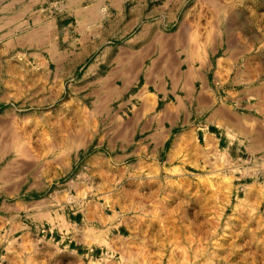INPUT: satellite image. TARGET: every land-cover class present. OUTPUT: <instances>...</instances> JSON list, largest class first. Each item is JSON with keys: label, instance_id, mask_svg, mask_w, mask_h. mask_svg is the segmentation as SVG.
Returning <instances> with one entry per match:
<instances>
[{"label": "rangeland", "instance_id": "obj_1", "mask_svg": "<svg viewBox=\"0 0 264 264\" xmlns=\"http://www.w3.org/2000/svg\"><path fill=\"white\" fill-rule=\"evenodd\" d=\"M36 8L0 34V264H264V0Z\"/></svg>", "mask_w": 264, "mask_h": 264}, {"label": "crops", "instance_id": "obj_2", "mask_svg": "<svg viewBox=\"0 0 264 264\" xmlns=\"http://www.w3.org/2000/svg\"><path fill=\"white\" fill-rule=\"evenodd\" d=\"M41 3H42V0H0V34H1V37L6 35L7 38H5V39H6V41H9L8 34L12 30V28L14 31H16L14 33H17L19 24H21V22L23 20L25 21V15H26L25 12L30 11V15H31L32 14L31 11L35 10L36 4H37V8H36V12H33L34 13L33 20L34 21L37 20V10L40 9ZM12 16L14 19L12 18ZM1 37H0V40H2V44H4L6 41H4V39ZM192 58L193 57H190V59L193 63V61L196 59L195 58L192 59ZM242 64L245 65V67L247 66V68H252L253 72H258V71H260V69L263 66V58L260 55H255L252 57H248L246 61L242 62ZM195 74H198V73H195ZM198 75L201 76L200 73ZM147 104L148 103H146V106H145L146 109H144L145 101H143L142 110H141L140 114H146L147 111H151L154 109L152 107V105L150 106L152 109L149 108L150 104H148V107H147ZM157 104H158V102H157ZM215 110H216L215 116H222L223 117V115H222V113H223L222 111L224 110L223 108L219 107V108H216ZM157 115H159V114H157ZM162 120H163L162 117L158 116L157 122L159 123L158 124L159 128L161 127ZM161 134H162V131H157L156 134L153 133V135H155L156 137H160ZM90 230L91 231L89 233V241H92V240L95 241L96 237H98V236L93 231L94 229H90ZM93 234H95V236ZM101 242L107 244L109 247L111 246V243L108 242L107 240L105 241V239H104V241L102 240Z\"/></svg>", "mask_w": 264, "mask_h": 264}, {"label": "bare ground", "instance_id": "obj_3", "mask_svg": "<svg viewBox=\"0 0 264 264\" xmlns=\"http://www.w3.org/2000/svg\"><path fill=\"white\" fill-rule=\"evenodd\" d=\"M19 15V14H18ZM17 16V15H16ZM12 18H13V16H12ZM14 19V18H13ZM11 20V19H10ZM196 31V30H195ZM197 33V32H196ZM195 34V33H194ZM193 34V35H194ZM191 35V34H190ZM192 36V35H191ZM161 40V39H160ZM194 41V40H193ZM199 46V45H198ZM198 49V48H197ZM198 52V51H197ZM199 54V53H198ZM196 55V54H195ZM194 55V56H195ZM201 56V55H200ZM200 56H199V58H200ZM197 57V56H196ZM194 58V57H193ZM192 58V59H193ZM168 67V66H167ZM173 67V66H172ZM190 70V69H189ZM172 72V71H171ZM192 72H195V71H192L191 70V73ZM190 73V74H191ZM191 75H193V74H191ZM195 75V74H194ZM201 75V74H200ZM185 76V75H184ZM173 77H175V76H173ZM196 77V76H195ZM172 78V77H171ZM126 79V78H125ZM155 79V78H154ZM186 79V78H185ZM146 80V79H145ZM173 80V79H172ZM204 80V79H203ZM111 81V80H110ZM178 81V80H177ZM185 81V80H184ZM148 82V81H147ZM191 82V81H190ZM103 84V83H102ZM112 84V83H111ZM190 85V84H189ZM107 87V86H106ZM115 88H113L112 90H113V92H115V90H114ZM119 89V88H118ZM158 89V88H157ZM161 89V88H160ZM164 89V88H163ZM144 90V89H143ZM118 92V91H117ZM147 94V93H146ZM156 94V93H155ZM155 94H154V97H155ZM147 95H149V94H147ZM117 97V96H116ZM144 97V96H143ZM148 97V99L146 98V101H145V99H144V101H145V105H144V109H146V103H148V104H150L149 105V108H151L150 106L152 105V107H153V104L155 105V103L156 102H154L153 101V98L151 97V98H149L150 96H147ZM155 99V98H154ZM156 100V99H155ZM158 100V99H157ZM150 101V102H149ZM148 104H147V107H148ZM154 108V107H153ZM152 109V108H151ZM97 110V109H96ZM150 110V109H149ZM95 111V110H94ZM223 113L225 112L224 110L222 111ZM222 113V114H223ZM220 115V114H219ZM224 115V114H223ZM225 118V117H224ZM156 134V133H155ZM254 138V137H253ZM212 139H213V137H212ZM192 141H193V139H192ZM258 141V140H257ZM262 141V140H261ZM180 144V143H183V144H190L191 143V138L189 137V135L187 134V133H183V134H181L178 138H177V141H176V145L177 144ZM193 144V143H192ZM215 144V140L214 141H212V140H209V145H214ZM17 146V145H16ZM18 147V146H17ZM176 148V147H175ZM216 148V147H215ZM19 149H21V148H19ZM19 151V150H18ZM180 151V150H179ZM20 153H21V151H20ZM228 158V157H227ZM5 171V170H4ZM3 175V174H2ZM257 193V192H256ZM254 194V196H255V191H254V188H251V187H249V191H248V195H247V199H248V197H251V195H253ZM245 198V200L243 199V200H241L240 202H238L237 204H236V208H237V206H239L240 207V205H242L243 204V202H245L247 199ZM252 198L253 197H251V200H252ZM260 201V200H259ZM248 202V201H247ZM261 202V201H260ZM140 204V203H139ZM256 206V205H255ZM243 208H245V207H243ZM156 212V211H155ZM259 219V218H258ZM260 220V219H259ZM141 221V220H140ZM261 221L262 222H260V221H258L257 220V222H258V225H259V223H260V225H259V227H264V219L262 220L261 219ZM165 223V222H164ZM137 224V223H136ZM264 229V228H263ZM92 233V232H91ZM94 236H95V234H93ZM262 235H264V234H262ZM261 236V235H260ZM89 238V237H88ZM240 238H242V236L240 237ZM94 239V238H93ZM98 239V237H96V239L95 240H97ZM259 239V238H258ZM262 239H264V238H262ZM93 241V240H92ZM104 241V240H103ZM106 241V240H105ZM239 244V243H238ZM250 244V243H249ZM191 245V244H190ZM196 247V246H195ZM134 250V249H133ZM252 250V249H251ZM258 251V250H257ZM256 251V252H257ZM254 252V251H253ZM255 252V253H256ZM178 253V252H177ZM125 254V253H124ZM242 253H240L239 255H241ZM246 254V253H245ZM248 254V253H247ZM246 254V255H247ZM251 254H253L252 252H251ZM251 254L249 255V256H251ZM257 254H258V252H257ZM225 255V256H224ZM124 256V255H123ZM220 256H224L225 257V260H227V257L229 256H227V253H223V254H220ZM248 256V257H249ZM255 256V255H254ZM256 257H257V255H256ZM229 258V257H228ZM250 258H252V257H250ZM246 259V258H245ZM139 260V259H138ZM252 260V259H251ZM256 260V259H255ZM32 263V262H31Z\"/></svg>", "mask_w": 264, "mask_h": 264}]
</instances>
